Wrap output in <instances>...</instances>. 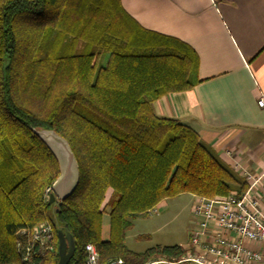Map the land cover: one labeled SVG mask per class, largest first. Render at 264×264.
Returning a JSON list of instances; mask_svg holds the SVG:
<instances>
[{"label":"trees","instance_id":"trees-1","mask_svg":"<svg viewBox=\"0 0 264 264\" xmlns=\"http://www.w3.org/2000/svg\"><path fill=\"white\" fill-rule=\"evenodd\" d=\"M196 71L185 44L142 31L119 0H0V264H56L58 230L74 241L68 264H85L87 245L97 264H187L190 247L134 252L124 237L163 200L247 189L192 128L153 111L197 84ZM42 129L68 143L79 171L75 191L50 205L59 172ZM41 223L52 250L31 243Z\"/></svg>","mask_w":264,"mask_h":264},{"label":"crops","instance_id":"crops-1","mask_svg":"<svg viewBox=\"0 0 264 264\" xmlns=\"http://www.w3.org/2000/svg\"><path fill=\"white\" fill-rule=\"evenodd\" d=\"M119 4L142 31L180 41L197 58L199 82L156 100L154 113L192 128L238 175H263L254 190L264 207V0Z\"/></svg>","mask_w":264,"mask_h":264},{"label":"built area","instance_id":"built-area-1","mask_svg":"<svg viewBox=\"0 0 264 264\" xmlns=\"http://www.w3.org/2000/svg\"><path fill=\"white\" fill-rule=\"evenodd\" d=\"M258 105L264 107L262 97ZM240 173L247 185L241 196L233 193L211 199L193 197V225L188 236L190 251L180 263L264 264V207L254 190L263 175ZM50 192V188L45 190L46 199ZM30 240L32 244L52 250L51 226L37 225L31 231ZM85 264H97V252L92 245L85 247Z\"/></svg>","mask_w":264,"mask_h":264},{"label":"rangeland","instance_id":"rangeland-1","mask_svg":"<svg viewBox=\"0 0 264 264\" xmlns=\"http://www.w3.org/2000/svg\"><path fill=\"white\" fill-rule=\"evenodd\" d=\"M193 196L181 194L160 202L154 212L132 219L126 231L127 249L142 252L154 246H180L189 248L188 236L193 225L191 207ZM102 228L108 229V215H103Z\"/></svg>","mask_w":264,"mask_h":264},{"label":"water","instance_id":"water-1","mask_svg":"<svg viewBox=\"0 0 264 264\" xmlns=\"http://www.w3.org/2000/svg\"><path fill=\"white\" fill-rule=\"evenodd\" d=\"M33 133L50 151L58 165V177L52 183L48 205L66 200L76 189L79 181L78 165L68 143L53 130H33ZM57 263L68 264L75 246L71 235L62 230L56 232Z\"/></svg>","mask_w":264,"mask_h":264}]
</instances>
